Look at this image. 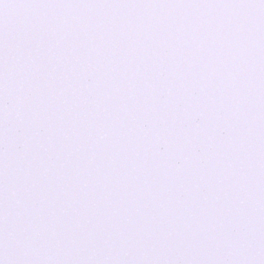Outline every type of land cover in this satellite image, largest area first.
Segmentation results:
<instances>
[{"label": "snow or ice", "instance_id": "obj_1", "mask_svg": "<svg viewBox=\"0 0 264 264\" xmlns=\"http://www.w3.org/2000/svg\"><path fill=\"white\" fill-rule=\"evenodd\" d=\"M0 264H264V0H0Z\"/></svg>", "mask_w": 264, "mask_h": 264}]
</instances>
